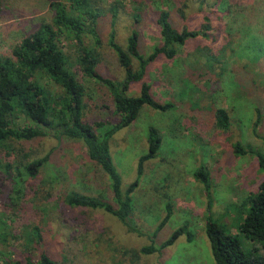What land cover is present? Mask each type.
<instances>
[{"label": "rangeland", "instance_id": "obj_1", "mask_svg": "<svg viewBox=\"0 0 264 264\" xmlns=\"http://www.w3.org/2000/svg\"><path fill=\"white\" fill-rule=\"evenodd\" d=\"M94 1L104 11L98 20L102 43L97 69L114 80L123 79L124 72L108 45L110 31H115V40L125 48L129 34L136 29L139 51L147 55L161 42L155 18L160 9L170 12L178 29L200 28L207 17L215 38L190 39L172 59L158 55L147 66L143 80L150 84L156 100L173 106L162 111L145 105L131 124L117 130L109 140L124 190L136 178L138 159L147 151L149 127L159 131L157 155L145 161L132 193L130 219L140 234L128 231L101 208L71 207L63 202L64 193L72 190L110 196L108 179L89 160L81 141L45 135L22 143L28 158L50 153L38 176L27 181L23 173L19 190H11L8 184L7 191L0 193V216L7 218L3 229L10 233L3 245L15 250L23 240L26 247L25 243L35 245L39 252L58 259L59 264H215L205 231L210 217L225 233L237 237L245 253H263L261 242L247 237L239 225L246 210L244 201L258 190L264 178L259 166V159H264V0ZM51 15L48 0H7L0 13V54L8 55L24 35L42 20H50ZM135 15L139 16L137 22ZM246 42L250 47L245 49ZM241 45L246 56L238 54ZM73 47L68 44L66 50L71 70L85 86L84 118L90 122L111 119L109 91L82 73ZM221 47H225L224 55L217 57ZM207 49L211 51L208 58ZM254 55L263 56L252 60L250 56ZM132 62L137 68V61ZM36 78L52 95L60 92V87L45 75ZM139 91L140 82H132L126 93L134 96ZM216 107L229 113L227 130L215 125ZM17 122L32 123L22 114ZM236 141L253 147L254 152L236 155ZM202 166L209 175L210 194L193 175ZM27 185L35 190L25 196ZM9 198L24 208H9ZM167 203L172 206V214L153 237ZM37 222L44 231L40 237L32 236L33 243L24 241L28 234L17 237L26 226ZM183 224L190 230L191 240L182 234L161 253L140 254L137 258L127 251L147 245L151 239L159 244Z\"/></svg>", "mask_w": 264, "mask_h": 264}, {"label": "trees", "instance_id": "obj_2", "mask_svg": "<svg viewBox=\"0 0 264 264\" xmlns=\"http://www.w3.org/2000/svg\"><path fill=\"white\" fill-rule=\"evenodd\" d=\"M6 1L0 0V13L4 10ZM48 1L52 12L50 20H42L37 28L24 35L12 47L8 55L0 54V193L3 190L7 191L8 184L12 185L11 190H19L23 173L27 174V181L35 179L50 158V153L42 157L28 158L29 155L22 146L23 142L45 135H53L58 139L67 137L79 140L85 145L89 160L106 175L110 196L72 190L64 193L63 202L71 207L101 208L121 221L128 231L140 234L141 231L130 219L132 193L139 184L145 161L157 155L161 143L159 131L153 126L149 127L147 151L138 159L136 178L124 190L121 176L112 161L109 140L117 130L131 124L145 105L162 111L173 106L170 102L156 100L151 93L150 84L143 80L147 66L158 55L172 59L188 40L198 36L210 38L211 35L212 41L215 35L211 33V27L207 24V17L200 28L178 29L172 23L170 12L160 9L155 18L161 42L155 45L150 53L143 55L139 51V33L136 29H132L129 34L125 48L115 40V31L112 29L108 36V45L116 54L118 64L124 72L123 79L114 80L101 74L97 69L101 60L98 48L102 43L98 20L104 12L103 9H100L94 0ZM181 11L183 10L180 9L183 16ZM135 19L136 22L139 21V16L135 15ZM68 44L74 46L75 60L82 73L109 91L113 102L111 119L90 122L84 118L85 86L70 68L71 62L66 50ZM241 46L238 54L246 56L244 47ZM244 46L245 49L250 47L248 42ZM224 48L217 50V57L224 55ZM209 52L211 51L207 49L206 57ZM261 56L263 55H254L250 58L257 60ZM132 59L137 61V68H134ZM39 74L56 83L60 87V92L56 95L48 92L36 78ZM132 82H140L138 95L131 96L126 93ZM20 114L32 123L19 125L17 119ZM213 114L216 127L227 130L230 125L228 111L223 107H216ZM245 146L236 141L233 146L234 153L237 155L254 152L253 147ZM259 166L264 170L263 158L259 159ZM193 175L210 194L208 191L210 179L205 167L198 168ZM34 190L35 187L27 185L23 195L26 196ZM243 205L246 206V210L239 225L240 230L247 237L260 241L264 247V178L260 181L258 190L250 194ZM7 206L13 210L24 208V205L20 206L10 198ZM165 210V215L158 223L153 237L169 220L172 214L170 203L166 204ZM34 213L40 215L38 209H34ZM6 220V216H0V264L60 263L49 253L39 252L33 244L25 243L28 245L26 247L23 240L20 248L8 250L3 245L10 234L3 229ZM43 229L44 226L40 223H33L26 226L24 233L21 231L17 237L22 239L28 234L24 236V241L33 243V237H40ZM205 231L215 264H264V252L245 253L237 237L225 233L210 217L207 219ZM182 234L186 235L187 240H191L192 234L187 225L183 224L159 244L151 239V243L127 251L134 258L140 254L161 253Z\"/></svg>", "mask_w": 264, "mask_h": 264}]
</instances>
